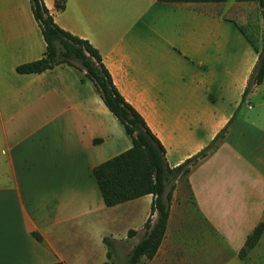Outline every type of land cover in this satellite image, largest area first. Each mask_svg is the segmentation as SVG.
<instances>
[{"label": "crops", "instance_id": "obj_1", "mask_svg": "<svg viewBox=\"0 0 264 264\" xmlns=\"http://www.w3.org/2000/svg\"><path fill=\"white\" fill-rule=\"evenodd\" d=\"M55 2L43 0L55 24L98 50L169 167L235 115L217 149L176 182L162 243L136 264H264V230L241 256L264 224V81L242 102L258 53L224 4L217 13L160 0ZM45 48L30 0H0V264H125L154 197L104 205L93 170L131 140L74 67L16 72Z\"/></svg>", "mask_w": 264, "mask_h": 264}, {"label": "trees", "instance_id": "obj_2", "mask_svg": "<svg viewBox=\"0 0 264 264\" xmlns=\"http://www.w3.org/2000/svg\"><path fill=\"white\" fill-rule=\"evenodd\" d=\"M227 1L160 0V2L166 4L191 5L198 10L207 5H215L218 8L217 13L221 12V6ZM255 1L261 10L264 25V0ZM65 2L66 0H56V9L63 10ZM30 5L46 48L41 59L18 66L16 72L26 75L40 74L65 64L82 73L80 78L82 83L90 81L94 85L106 108L119 121L126 135L130 138L131 147L116 157L96 166L93 174L103 203L108 208L145 195L154 197L150 216L142 229L143 236L128 254L125 264H136L142 257L152 259L156 255L165 235L176 182L186 177L192 167L217 149L235 115L204 150L178 167H169L164 147L150 131L142 117L120 95L103 64L98 50L89 41L59 28L45 7L43 0H30ZM239 29L258 53V60L248 79L242 97L243 102L251 90L264 81V32L262 33L260 46H258L241 27ZM263 230L264 224L262 223L247 237L241 250V256H245L256 246ZM136 234V231H129L128 237H133ZM34 236L40 240L39 236ZM103 241L108 249L107 259H110L111 240L104 238Z\"/></svg>", "mask_w": 264, "mask_h": 264}, {"label": "rangeland", "instance_id": "obj_3", "mask_svg": "<svg viewBox=\"0 0 264 264\" xmlns=\"http://www.w3.org/2000/svg\"><path fill=\"white\" fill-rule=\"evenodd\" d=\"M206 8L215 11L213 6ZM222 14L237 22L255 44L260 46L264 25L261 10L255 0H228L223 6Z\"/></svg>", "mask_w": 264, "mask_h": 264}]
</instances>
